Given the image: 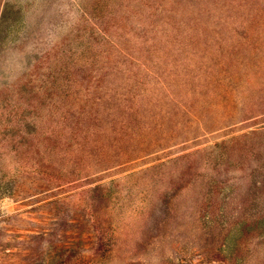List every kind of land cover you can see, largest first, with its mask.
Instances as JSON below:
<instances>
[{"label":"rangeland","instance_id":"374dc122","mask_svg":"<svg viewBox=\"0 0 264 264\" xmlns=\"http://www.w3.org/2000/svg\"><path fill=\"white\" fill-rule=\"evenodd\" d=\"M0 264H264V0H0Z\"/></svg>","mask_w":264,"mask_h":264},{"label":"clouds","instance_id":"9594fccd","mask_svg":"<svg viewBox=\"0 0 264 264\" xmlns=\"http://www.w3.org/2000/svg\"><path fill=\"white\" fill-rule=\"evenodd\" d=\"M18 66H19V65H18ZM15 78H16L15 76L11 77V78L9 79V82L11 83Z\"/></svg>","mask_w":264,"mask_h":264}]
</instances>
